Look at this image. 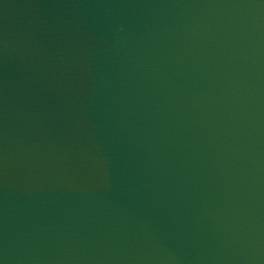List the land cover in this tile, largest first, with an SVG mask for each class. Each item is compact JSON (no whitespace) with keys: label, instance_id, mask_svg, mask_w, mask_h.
Wrapping results in <instances>:
<instances>
[{"label":"water","instance_id":"water-1","mask_svg":"<svg viewBox=\"0 0 264 264\" xmlns=\"http://www.w3.org/2000/svg\"><path fill=\"white\" fill-rule=\"evenodd\" d=\"M0 264H264V0H0Z\"/></svg>","mask_w":264,"mask_h":264}]
</instances>
